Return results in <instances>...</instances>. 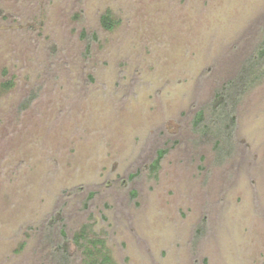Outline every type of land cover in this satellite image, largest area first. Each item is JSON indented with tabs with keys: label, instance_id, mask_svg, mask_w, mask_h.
Masks as SVG:
<instances>
[{
	"label": "rangeland",
	"instance_id": "rangeland-1",
	"mask_svg": "<svg viewBox=\"0 0 264 264\" xmlns=\"http://www.w3.org/2000/svg\"><path fill=\"white\" fill-rule=\"evenodd\" d=\"M263 29L264 0H0V264H83V230L115 264H264V80L225 160L194 126Z\"/></svg>",
	"mask_w": 264,
	"mask_h": 264
},
{
	"label": "trees",
	"instance_id": "trees-1",
	"mask_svg": "<svg viewBox=\"0 0 264 264\" xmlns=\"http://www.w3.org/2000/svg\"><path fill=\"white\" fill-rule=\"evenodd\" d=\"M119 24L111 13L103 14L101 17V26L106 31H112ZM263 40L256 49V51L246 59L240 66L237 74L228 80L222 88L218 89L212 100L202 107L194 118V126L201 136L206 139L214 140L216 149L218 150V157L226 147L228 152L222 160H225L228 155H232L237 148L238 144L235 141V128H236V110L246 94L255 88L264 80V29ZM83 38H87V33L82 34ZM97 40L98 35L94 33L91 40ZM91 51V43L88 44L87 52ZM4 88L10 89L13 86L11 80L5 81ZM36 98V94L29 97L24 104H31ZM168 153L167 149H159L155 159L149 166L151 173H156L160 168L161 163ZM135 175H131L133 179ZM95 196V193L89 194L88 200L90 201ZM136 196V193H133ZM53 220V221H52ZM51 220V225L56 223V219ZM61 235L66 240L68 235L64 229L61 230ZM74 241L82 249L84 255L83 264H115L105 248L104 241L97 238L90 239L87 231L83 230L82 234L76 235ZM52 255L55 258L61 259L64 264H70L72 257L68 254L67 245L50 244Z\"/></svg>",
	"mask_w": 264,
	"mask_h": 264
}]
</instances>
